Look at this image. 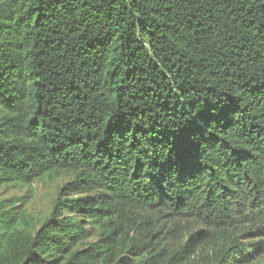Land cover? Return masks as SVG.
<instances>
[{
    "label": "trees",
    "instance_id": "16d2710c",
    "mask_svg": "<svg viewBox=\"0 0 264 264\" xmlns=\"http://www.w3.org/2000/svg\"><path fill=\"white\" fill-rule=\"evenodd\" d=\"M60 173L35 235L0 202V264L263 257L264 0H0V187Z\"/></svg>",
    "mask_w": 264,
    "mask_h": 264
},
{
    "label": "rangeland",
    "instance_id": "374dc122",
    "mask_svg": "<svg viewBox=\"0 0 264 264\" xmlns=\"http://www.w3.org/2000/svg\"><path fill=\"white\" fill-rule=\"evenodd\" d=\"M73 175L69 173H60V176L43 177L30 186H3L0 187V202L2 201H16L17 212L26 215V229L32 234L42 227V224L51 216L56 200L60 196L62 188L73 180ZM164 229L162 232L169 230L176 231L168 235L164 246L169 249H178L179 247L188 243L190 235L203 231L201 227L196 224L184 221H171L164 219L162 225ZM97 239L95 236L93 240ZM258 238L251 237L239 238L240 242H254ZM212 252L210 245L205 248L197 250L193 256L194 264H210ZM251 264H264V256L260 257L257 262Z\"/></svg>",
    "mask_w": 264,
    "mask_h": 264
}]
</instances>
